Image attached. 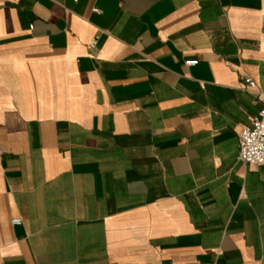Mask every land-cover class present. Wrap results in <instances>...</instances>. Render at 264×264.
<instances>
[{
	"label": "crops",
	"instance_id": "0c3cea01",
	"mask_svg": "<svg viewBox=\"0 0 264 264\" xmlns=\"http://www.w3.org/2000/svg\"><path fill=\"white\" fill-rule=\"evenodd\" d=\"M246 77L264 0H0V264H264Z\"/></svg>",
	"mask_w": 264,
	"mask_h": 264
},
{
	"label": "built area",
	"instance_id": "2783aa9c",
	"mask_svg": "<svg viewBox=\"0 0 264 264\" xmlns=\"http://www.w3.org/2000/svg\"><path fill=\"white\" fill-rule=\"evenodd\" d=\"M95 40L92 41V44ZM197 60H186V65H194ZM244 82L247 89L258 94L262 101L259 111L253 116L250 126L243 128L239 134L238 141V159L248 165L262 166L264 165V92L257 91L256 82L246 77ZM13 224H19L21 219L15 217Z\"/></svg>",
	"mask_w": 264,
	"mask_h": 264
}]
</instances>
